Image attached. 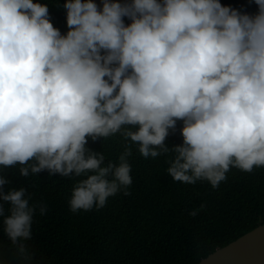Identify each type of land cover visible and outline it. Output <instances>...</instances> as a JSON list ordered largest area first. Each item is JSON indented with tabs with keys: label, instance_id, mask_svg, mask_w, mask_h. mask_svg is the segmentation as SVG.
Instances as JSON below:
<instances>
[{
	"label": "clouds",
	"instance_id": "obj_1",
	"mask_svg": "<svg viewBox=\"0 0 264 264\" xmlns=\"http://www.w3.org/2000/svg\"><path fill=\"white\" fill-rule=\"evenodd\" d=\"M250 3L255 14L220 0H65L62 34L46 3L0 0V223L19 264L47 205L5 192L3 169L82 178L76 214L131 195L133 145L144 159L171 153L174 182L213 190L232 169L264 168V0ZM117 135L116 161L88 147Z\"/></svg>",
	"mask_w": 264,
	"mask_h": 264
},
{
	"label": "trees",
	"instance_id": "obj_2",
	"mask_svg": "<svg viewBox=\"0 0 264 264\" xmlns=\"http://www.w3.org/2000/svg\"><path fill=\"white\" fill-rule=\"evenodd\" d=\"M38 2L48 5L54 27L66 33L65 0ZM220 2L249 14L257 12L250 0ZM181 127L178 122L176 132L165 141L169 148L182 143ZM88 147L103 152L106 161H116L124 141L117 135L89 142ZM171 158L169 153L144 159L133 145L129 157L131 195L118 194L99 211L94 208L76 214L70 211L68 201L74 184L82 178L48 176L46 172L23 178L19 166L3 169L11 180L5 192L9 187H24L31 197L30 206L47 205L44 216L37 209L32 238L26 241L35 253L31 264H198L264 224V168L250 174L232 169L227 180L213 190L207 182H174L166 171ZM4 207L7 210L9 205ZM195 209L199 213L190 216ZM13 252L0 223V261L19 264Z\"/></svg>",
	"mask_w": 264,
	"mask_h": 264
},
{
	"label": "water",
	"instance_id": "obj_3",
	"mask_svg": "<svg viewBox=\"0 0 264 264\" xmlns=\"http://www.w3.org/2000/svg\"><path fill=\"white\" fill-rule=\"evenodd\" d=\"M94 2L101 4V0ZM198 264H264V224L218 248Z\"/></svg>",
	"mask_w": 264,
	"mask_h": 264
}]
</instances>
